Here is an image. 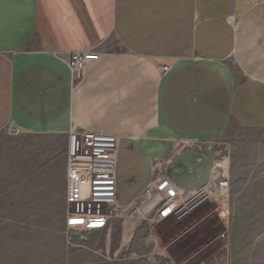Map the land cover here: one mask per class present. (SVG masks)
Listing matches in <instances>:
<instances>
[{
	"label": "crops",
	"instance_id": "0c3cea01",
	"mask_svg": "<svg viewBox=\"0 0 264 264\" xmlns=\"http://www.w3.org/2000/svg\"><path fill=\"white\" fill-rule=\"evenodd\" d=\"M79 52L100 58L74 82ZM73 127L119 138L122 208L160 177L181 199L208 186L205 147L264 130V0H0V264L60 246Z\"/></svg>",
	"mask_w": 264,
	"mask_h": 264
},
{
	"label": "rangeland",
	"instance_id": "374dc122",
	"mask_svg": "<svg viewBox=\"0 0 264 264\" xmlns=\"http://www.w3.org/2000/svg\"><path fill=\"white\" fill-rule=\"evenodd\" d=\"M204 151L214 161L215 176L226 174L225 179L216 182L219 190L225 191L224 206L206 202L181 221L173 214L156 221L157 213L164 205V198L159 194L144 205L143 201L137 202L127 210L118 212L103 231L74 235L73 240V236L65 230L60 246L53 250L51 259L46 257V264H69V257L74 255L77 264H86L84 257L90 253L98 256V264H111L109 251L118 245L114 256L125 257L118 264H264V184L260 183L264 178V130H236L218 143L205 147ZM216 169H220L221 173L216 175ZM219 212H224V215H219ZM126 217L138 227L133 229L128 222L119 231L117 225ZM177 225L180 226L178 229ZM203 225L215 230L210 242L203 247L194 244L192 252L184 255L186 258L176 260L172 256L175 241L188 237L191 231L202 229ZM167 230L174 233L166 245L162 234ZM136 239L142 246L128 250V242L130 244ZM231 243L233 249L229 253ZM156 248L165 256L155 255L154 259ZM48 250L46 248V252Z\"/></svg>",
	"mask_w": 264,
	"mask_h": 264
},
{
	"label": "built area",
	"instance_id": "2783aa9c",
	"mask_svg": "<svg viewBox=\"0 0 264 264\" xmlns=\"http://www.w3.org/2000/svg\"><path fill=\"white\" fill-rule=\"evenodd\" d=\"M99 58L100 55L93 52L74 54L69 63L73 81H81L88 66ZM169 70V67L163 66L161 73L165 75ZM118 148L119 138L116 136L81 131L75 127L70 131L67 163L66 199L68 210L66 231L73 236V240L74 235H84L107 229L118 212L128 209L118 205L116 180ZM190 148H192V144L184 145V149ZM218 174L216 173V175ZM221 178H226L225 172L218 176L213 174L208 186L189 198L181 199L170 181L166 180L165 177H160L138 202L143 201L142 205H144L161 194L164 198V205L159 209L156 221H162L172 214L181 221L206 202L217 203L220 206L226 204L225 191H220L216 183ZM196 200H198L196 204L191 206ZM222 214L224 215V212H219V215Z\"/></svg>",
	"mask_w": 264,
	"mask_h": 264
},
{
	"label": "trees",
	"instance_id": "16d2710c",
	"mask_svg": "<svg viewBox=\"0 0 264 264\" xmlns=\"http://www.w3.org/2000/svg\"><path fill=\"white\" fill-rule=\"evenodd\" d=\"M176 227L178 229L180 226L177 225ZM173 233L174 231L170 230L163 232L162 239L165 242L167 241L166 245L168 243V239L171 238ZM214 234L215 230H212L211 227H208V225H203L202 229L191 231L188 237L183 239L178 238L177 241H175L176 243L173 241L175 243V247L172 249V256H174L176 260L185 257L184 255L192 252L191 249L195 246L194 244H199V246L201 244L202 247L206 246L213 238Z\"/></svg>",
	"mask_w": 264,
	"mask_h": 264
},
{
	"label": "bare ground",
	"instance_id": "6f19581e",
	"mask_svg": "<svg viewBox=\"0 0 264 264\" xmlns=\"http://www.w3.org/2000/svg\"><path fill=\"white\" fill-rule=\"evenodd\" d=\"M217 170V172L219 173V172H221V170L220 169H216Z\"/></svg>",
	"mask_w": 264,
	"mask_h": 264
}]
</instances>
